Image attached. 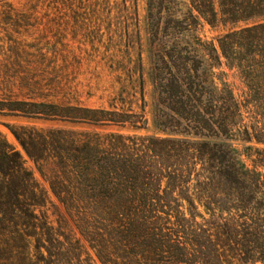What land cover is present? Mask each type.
I'll use <instances>...</instances> for the list:
<instances>
[{
	"label": "trees",
	"instance_id": "16d2710c",
	"mask_svg": "<svg viewBox=\"0 0 264 264\" xmlns=\"http://www.w3.org/2000/svg\"><path fill=\"white\" fill-rule=\"evenodd\" d=\"M191 2L192 17L196 11L211 26L248 25L220 40L222 57L228 59L230 49L237 47L264 58V0H218L220 14L214 0ZM167 55L153 74L160 95L154 128L169 136L193 134L203 140L61 129L43 134L8 126L49 190L39 185L22 155L0 134V264H56L52 257L59 255L44 243V237L54 242L52 229L34 236L35 251L30 249L32 236L12 231L15 223L27 226L38 220L37 210L47 219L42 212L47 204L63 221L77 224L101 264H264V174L258 171L264 169V150H256L254 167L249 168L232 145L208 141L214 136L233 140L238 103L229 90L225 96L217 94L209 77L200 74L196 59L183 58L180 48H171ZM0 114L99 128L129 124L135 130L146 122L143 115L44 103L0 104ZM217 191L218 197L213 194ZM197 203L213 220L204 218ZM197 217L206 220L205 225L201 227ZM77 245L83 249L79 241ZM39 255L41 260H35Z\"/></svg>",
	"mask_w": 264,
	"mask_h": 264
},
{
	"label": "rangeland",
	"instance_id": "374dc122",
	"mask_svg": "<svg viewBox=\"0 0 264 264\" xmlns=\"http://www.w3.org/2000/svg\"><path fill=\"white\" fill-rule=\"evenodd\" d=\"M214 7L220 14L218 0H214ZM191 9V0H0V104L25 102L81 107L128 116L143 115L146 120L142 129L135 130L129 124L123 128H99L0 114L2 138L22 155L27 170L40 186L49 190V184L8 126L35 129L43 134L61 129L79 134L203 140L193 134L159 133L153 125L160 98L153 74L157 66H164L162 60L167 61V54L175 46L183 51V58L196 59L200 74L209 77L217 94L225 96L229 90L238 103L233 140L214 136L208 141L232 145L240 161L254 167L256 150H264V144L254 139L264 140V58L237 47L230 49L228 59L222 57L220 40L248 25L211 26L196 11L192 17ZM248 137H253L252 142L244 141ZM258 171L264 174V169ZM218 193L213 192L217 197ZM52 201L64 212L53 196ZM197 206L206 220H213L204 207L198 203ZM40 210L35 212L39 219L34 223L24 226L18 222L12 226L13 232L32 236L28 238L32 251L37 245L34 236L45 234L48 227L55 239L50 244L44 237V243L59 255L52 257L53 262L80 264L78 257L82 256L83 264L89 261L101 264L75 222L63 221L51 204L42 209L47 219ZM186 218H191L188 213ZM206 220L196 218L201 227ZM175 222L172 219L171 226ZM100 232L109 239L106 231ZM78 241L83 245L82 250L77 249ZM42 252L48 257L46 249ZM36 257L35 260L42 258Z\"/></svg>",
	"mask_w": 264,
	"mask_h": 264
}]
</instances>
